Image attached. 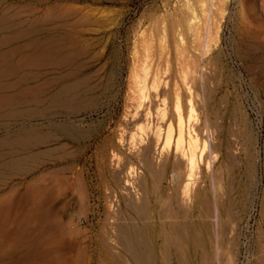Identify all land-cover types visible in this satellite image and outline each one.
Here are the masks:
<instances>
[{
	"label": "rangeland",
	"instance_id": "obj_1",
	"mask_svg": "<svg viewBox=\"0 0 264 264\" xmlns=\"http://www.w3.org/2000/svg\"><path fill=\"white\" fill-rule=\"evenodd\" d=\"M0 1L12 4L15 12L20 10L14 0ZM187 3L200 16L208 11L213 19L209 34L203 33L200 40L204 45L203 50L210 49L207 53L203 52L200 80L198 84L189 82L195 108L192 122L203 130L210 150L204 165L195 173L199 195L211 197L210 184L223 176L220 177L223 184L216 183L217 193H221L218 197H222L219 198L220 239L210 241L209 234L205 232L202 236L205 247L208 250L217 244L221 264H257L264 253V0H29L26 2L27 11L22 13L26 18L36 15L33 17L35 19L44 14L67 16L73 21L98 17L104 26L88 28L91 31L85 36L88 41L87 47L83 45L82 50L85 51H82V56L71 58L74 48L66 43L64 47L69 49L63 48L58 55L62 58L66 54L65 58H53L54 55L49 62L51 65H47V62L40 68L31 67L21 71V75H29L32 85L39 87L43 82L46 85L63 79L81 81L82 86L79 84L80 88L76 91L77 100L73 99L67 107L56 109L47 104L45 108L37 110L34 106H28L25 110L30 114L25 113L20 119L0 121L9 123L7 129L0 128V153H14L11 158L15 160L33 156L31 162L21 164L13 171L0 167V199L8 197L20 201L26 185L32 181V178H25L21 174L24 169L35 171L36 177L47 175L42 183L50 187L60 177L58 192L55 191L45 208L50 211L53 222L58 220L56 222H61L66 233H71H67L68 242H78L86 248L88 264L100 262L99 248L94 239L104 230V213L110 201L108 190L104 188L109 187V181L97 175L96 157L123 116L129 78L128 63L134 38L141 30L157 28L164 20V24H171L180 16L178 7ZM214 23L215 28L221 27L220 32L214 30ZM215 31L219 37H215ZM13 80L8 78L4 82ZM56 91L53 89L49 93ZM42 109L50 110L43 113ZM75 130L88 132V137L77 139L73 134ZM24 131L35 133V139L29 142L31 145L20 146L14 142V136ZM207 164L210 165L209 169ZM76 168L83 171L89 212H81L77 208ZM56 170L61 171V176L53 180L49 174ZM198 178L201 179L199 183ZM164 186L169 187L168 182ZM9 227L6 239L0 240V264H6L9 260L7 264H41L37 251L29 247L38 237L37 228L33 227L31 236L27 237L20 221L12 222ZM52 227H46V232L57 235L60 230ZM77 230H80L79 236L74 235ZM16 231L17 237L14 235ZM4 247L8 259L3 258ZM67 249L66 256L71 257L72 253ZM154 264H161L158 257H154ZM170 264L179 262L173 257Z\"/></svg>",
	"mask_w": 264,
	"mask_h": 264
},
{
	"label": "bare ground",
	"instance_id": "obj_2",
	"mask_svg": "<svg viewBox=\"0 0 264 264\" xmlns=\"http://www.w3.org/2000/svg\"><path fill=\"white\" fill-rule=\"evenodd\" d=\"M14 1L20 9L18 12L9 2L0 1V121L22 118L28 106L38 110L47 104L56 109L72 104L76 91L82 86L81 81L63 79L47 83L49 87H44L43 82L39 87L30 83L29 75L20 73L25 68H40L43 63L51 65L52 57H60L58 55L67 47H64L66 43L74 48L71 58H78L83 54L82 48L87 47L85 36L91 31L89 27L104 26L98 17L73 21L67 16L44 14L35 19L33 17L36 15L26 18L22 13L27 11L26 2L29 0ZM178 11L180 16L171 24H164L165 20H162L157 28L148 30V27L135 36L128 63L129 78L123 116L96 157L97 175L108 179L109 187L105 184L108 189L104 188L110 195L104 213V230L94 239L99 248L98 264H154V257H158L161 264H170L173 257L179 264H221L217 244L207 250L202 236L207 232L210 241L220 239L219 198L222 197H218L216 183L221 184L223 176L210 184L211 197L199 195L195 173L204 165L210 150L203 130L192 122L195 108L189 87V82L198 84L200 80L203 54L210 50H203L204 45L200 40L203 33L210 31L213 19L208 11L200 16L188 3L178 7ZM213 25L214 30L220 32V25V28H215V23ZM216 31L215 37H219ZM205 46L208 48L209 45ZM8 78L14 80L4 82ZM53 89L57 91L50 94L49 91ZM49 110L45 109L43 113ZM0 123L2 129L9 126V123ZM62 129L72 132L66 127ZM73 134L77 139L88 137V132L81 130H75ZM35 136L33 131H24L14 136V142L20 146L31 145L29 142ZM12 154L0 153V167L4 170L13 171L33 158L25 156L15 160L11 158ZM61 171H53L49 176L54 180L61 176ZM21 174L25 178H32V181L26 185L20 201L8 197L0 199V240L6 239L7 228L12 222L20 221L27 237L31 236L33 227L38 230V237L31 240L29 247L37 251L41 264H88L86 248L78 242H68L66 239L71 233L67 234L61 222H56L58 220L53 222L50 211L45 208L59 187L60 177L50 187L42 183L47 175L36 177L37 173L28 168ZM74 177L77 208L81 212H89L90 203L86 197L82 169L76 168ZM166 182L169 187L165 188ZM109 197L106 199L109 200ZM52 225L60 230L55 231L57 235L46 232V227ZM79 231L74 235L79 236ZM14 235L17 237V231ZM67 247L72 253L71 257L66 256ZM3 249L5 256V247ZM31 249L28 248L32 252ZM30 261L33 262L32 259ZM257 264H264V253Z\"/></svg>",
	"mask_w": 264,
	"mask_h": 264
}]
</instances>
